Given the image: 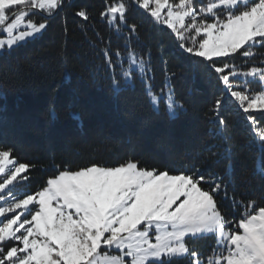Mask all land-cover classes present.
Returning <instances> with one entry per match:
<instances>
[{
  "label": "snow or ice",
  "instance_id": "6c2138e0",
  "mask_svg": "<svg viewBox=\"0 0 264 264\" xmlns=\"http://www.w3.org/2000/svg\"><path fill=\"white\" fill-rule=\"evenodd\" d=\"M133 7L213 85L205 112L209 135L229 143L227 112L264 152V58L248 66L257 50L264 57V0H103L98 15L122 43L113 48L111 36L105 42L95 33L104 43L96 71L113 96L138 83L148 105L174 119L185 110L170 86L176 73L164 61L157 89L151 48L133 43L141 42L138 25L128 22ZM65 8L84 22L92 18L87 6L72 0H0V55L39 39ZM67 111L79 120L70 106ZM50 119H57L55 108ZM157 147L170 152L171 138L165 134ZM202 158L207 169L193 165L173 174L166 164L141 166L130 146L111 165L89 160L73 166L53 156L38 168L21 162L14 144L0 141V264H264V202L237 198L230 147L210 144ZM37 170L50 174L29 189ZM253 174L264 201V162L257 161ZM207 238L215 241L207 254L189 244Z\"/></svg>",
  "mask_w": 264,
  "mask_h": 264
},
{
  "label": "trees",
  "instance_id": "16d2710c",
  "mask_svg": "<svg viewBox=\"0 0 264 264\" xmlns=\"http://www.w3.org/2000/svg\"><path fill=\"white\" fill-rule=\"evenodd\" d=\"M72 2L77 7L87 6L92 18L84 22L73 16L75 9L65 8L50 19L49 28L39 39L0 55V141L14 144L21 162L37 164L38 168L53 156L57 163L63 159L73 166L89 160L111 165L134 146L136 158L143 161L141 166L162 168L166 164L173 174L193 165L207 169L202 154L208 145L218 144L220 150L231 149L237 198L264 202L258 187L261 182L253 174L258 159L264 162L258 141L250 140L242 121L227 112L229 143L221 144L209 135L205 112L213 99V85L189 67L167 35L156 32L142 10L133 7L129 11L128 22L138 25L141 41L133 38V43L138 50L151 48L157 89L163 82L164 61L167 70L176 73L170 86L184 102L185 110L174 119L163 110L154 111L138 83L119 96L112 95L104 73L96 71L102 63L98 53L104 43L95 33L99 32L105 42L111 36L113 48L122 41L98 15L103 0ZM262 58L257 50L248 66H259ZM69 106L79 120L69 117ZM53 108L56 120L50 119ZM165 134L171 138L170 152L157 147ZM226 163L222 161L215 170L222 171ZM49 174L41 170L30 173L33 182L27 188L34 190ZM224 208L231 218L230 202L225 201ZM214 243L212 238L189 241L205 254Z\"/></svg>",
  "mask_w": 264,
  "mask_h": 264
},
{
  "label": "rangeland",
  "instance_id": "374dc122",
  "mask_svg": "<svg viewBox=\"0 0 264 264\" xmlns=\"http://www.w3.org/2000/svg\"><path fill=\"white\" fill-rule=\"evenodd\" d=\"M41 15V14H40ZM258 161H261V157L258 159Z\"/></svg>",
  "mask_w": 264,
  "mask_h": 264
}]
</instances>
